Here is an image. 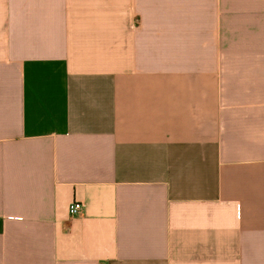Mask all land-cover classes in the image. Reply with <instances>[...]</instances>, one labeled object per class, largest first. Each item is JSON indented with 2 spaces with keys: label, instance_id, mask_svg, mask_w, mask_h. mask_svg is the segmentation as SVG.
Instances as JSON below:
<instances>
[{
  "label": "crops",
  "instance_id": "obj_1",
  "mask_svg": "<svg viewBox=\"0 0 264 264\" xmlns=\"http://www.w3.org/2000/svg\"><path fill=\"white\" fill-rule=\"evenodd\" d=\"M0 264H264V0H0Z\"/></svg>",
  "mask_w": 264,
  "mask_h": 264
},
{
  "label": "built area",
  "instance_id": "obj_2",
  "mask_svg": "<svg viewBox=\"0 0 264 264\" xmlns=\"http://www.w3.org/2000/svg\"><path fill=\"white\" fill-rule=\"evenodd\" d=\"M83 204L81 202L75 201L69 207V212L71 215H77L82 211Z\"/></svg>",
  "mask_w": 264,
  "mask_h": 264
}]
</instances>
